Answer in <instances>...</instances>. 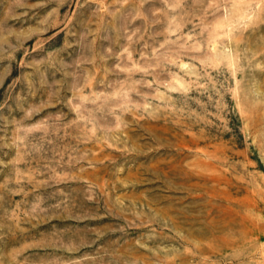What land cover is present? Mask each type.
I'll use <instances>...</instances> for the list:
<instances>
[{"label": "rangeland", "instance_id": "374dc122", "mask_svg": "<svg viewBox=\"0 0 264 264\" xmlns=\"http://www.w3.org/2000/svg\"><path fill=\"white\" fill-rule=\"evenodd\" d=\"M0 264H264V0H0Z\"/></svg>", "mask_w": 264, "mask_h": 264}]
</instances>
